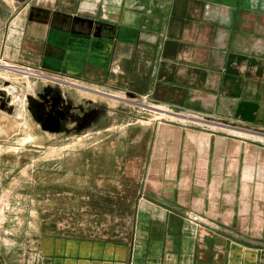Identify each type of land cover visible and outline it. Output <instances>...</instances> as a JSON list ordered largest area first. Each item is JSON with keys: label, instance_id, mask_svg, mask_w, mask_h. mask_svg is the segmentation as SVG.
Instances as JSON below:
<instances>
[{"label": "crops", "instance_id": "crops-1", "mask_svg": "<svg viewBox=\"0 0 264 264\" xmlns=\"http://www.w3.org/2000/svg\"><path fill=\"white\" fill-rule=\"evenodd\" d=\"M70 1L40 0L0 24V61L59 78L64 132L87 106L74 135L87 136V204L132 206L134 224L124 242L43 237L35 264H264V245L242 230L251 192L264 207V145L247 130L264 136V0ZM140 98L198 124H143ZM18 113L0 109L25 124ZM32 118L41 135H65ZM23 191L0 178L5 226L30 203Z\"/></svg>", "mask_w": 264, "mask_h": 264}, {"label": "rangeland", "instance_id": "rangeland-1", "mask_svg": "<svg viewBox=\"0 0 264 264\" xmlns=\"http://www.w3.org/2000/svg\"><path fill=\"white\" fill-rule=\"evenodd\" d=\"M38 2L40 0H0V24L9 25L18 21L19 17L15 18L17 13L23 11L25 7L37 8ZM70 3L74 4V0ZM76 3L78 0H75ZM6 64L8 63L0 61V65ZM27 67L43 72L45 75H30L26 78L23 75L24 70L13 72L7 71L4 66L0 67V109L10 110L15 114L23 111L26 120L25 124L20 125L17 119L13 122L5 116V118L0 116V152L9 151L0 157V178L4 180V185H9L11 182L17 187L22 185L23 193L27 195L26 199H30V203L29 200L27 201L28 205L20 207L15 213L10 227L3 223L4 215L10 207L0 211L1 260L9 261L13 258L17 263L26 260V264H35L40 259L39 249L43 237L54 235L114 242L129 240L134 224L132 206L116 205L114 201L110 203L115 204L107 203L106 207L105 205L92 207L87 204V136H74L87 130L84 119L87 116V106L81 103V114H83L81 124L75 125L76 128L72 127L67 132L60 131L59 134L65 135H41L40 128L31 123L30 119H33L35 110L29 109L31 107L29 99L42 100L40 93L43 94L46 88L58 90L59 84L56 81L58 78L52 79L48 75L49 72L41 68ZM43 77L48 78L46 80ZM27 81H30V86H27ZM69 95L78 101L74 92ZM11 98L17 100V105L7 109ZM138 103L140 113L136 117L143 124L160 121H171L183 126L198 124L195 122L196 117L174 109L168 110L175 113L174 116L177 118L174 119L155 115L149 108L154 104L147 98H140ZM68 106L72 109L70 103ZM33 122L36 124L34 119ZM247 130L253 133L250 135L253 140L262 142L264 145V136L256 139L257 137L253 136L258 132ZM107 168L110 167L107 166ZM255 180L259 184L264 183V174L256 175ZM130 193L124 192V195L130 197ZM110 194L116 198L117 192L111 191ZM251 194L260 200L259 192L255 191ZM263 195L264 193L260 192L262 198ZM259 200L256 201L257 205L245 209L246 212L248 210L252 212L253 222L240 225L243 224V231L250 228L253 235L257 236V239L252 240L253 242L264 245V207L258 204ZM257 216L260 220L255 219ZM53 226H55L54 230Z\"/></svg>", "mask_w": 264, "mask_h": 264}, {"label": "water", "instance_id": "water-1", "mask_svg": "<svg viewBox=\"0 0 264 264\" xmlns=\"http://www.w3.org/2000/svg\"><path fill=\"white\" fill-rule=\"evenodd\" d=\"M50 88H46L44 93L41 95L43 101L38 102L36 99H29L31 107L30 110H35L36 120L41 125L44 131L49 132H60L63 130L61 122L66 119V112L63 109H56L48 111L46 103H49L48 98Z\"/></svg>", "mask_w": 264, "mask_h": 264}, {"label": "bare ground", "instance_id": "bare-ground-1", "mask_svg": "<svg viewBox=\"0 0 264 264\" xmlns=\"http://www.w3.org/2000/svg\"><path fill=\"white\" fill-rule=\"evenodd\" d=\"M4 66V68L7 70V71H13V72H20V70H22V69H18V68H15V66H13V65H10V64H6V65H0V67H3ZM23 75L26 77V78H28L31 74H33V75H36L35 73H31V72H29V71H23ZM5 79H8V78H6V77H4ZM44 79H46L47 80V78L48 77H43ZM52 78V77H51ZM52 79H54V78H52ZM59 79V78H58ZM62 80V79H61ZM7 82H9V81H7ZM4 83V82H3ZM26 84H27V86H30V81H27L26 82ZM27 97V96H26ZM18 97H16V99H17ZM13 99V98H12ZM18 100V99H17ZM17 100L15 101L14 99H13V101H15V102H17ZM23 103V102H22ZM9 107V106H8ZM149 108H151L152 110H151V112H153L155 115L157 114V115H161V116H167V117H174V114L172 115V113L170 112V111H168V109L167 108H165L164 106H153V105H151ZM21 109V108H20ZM5 110V109H4ZM6 111V110H5ZM18 115L22 118V119H24V112L23 111H21V112H19L18 113ZM172 115V116H171ZM24 122H26V120L24 121ZM62 123V122H61Z\"/></svg>", "mask_w": 264, "mask_h": 264}, {"label": "flooded vegetation", "instance_id": "flooded-vegetation-1", "mask_svg": "<svg viewBox=\"0 0 264 264\" xmlns=\"http://www.w3.org/2000/svg\"><path fill=\"white\" fill-rule=\"evenodd\" d=\"M40 95H42V93H40ZM48 98L50 100L49 103H46L47 109L48 111H53L56 109H63L67 114H66V118L67 115H69V111H70V106L64 107L63 105H61V98H60V94L58 92V90H54L50 88L49 91V95ZM38 102H42V100L35 98Z\"/></svg>", "mask_w": 264, "mask_h": 264}, {"label": "built area", "instance_id": "built-area-1", "mask_svg": "<svg viewBox=\"0 0 264 264\" xmlns=\"http://www.w3.org/2000/svg\"><path fill=\"white\" fill-rule=\"evenodd\" d=\"M15 68H18V69H22V70H26V71H29L31 73H35L36 76H42V75H45L43 72H40V71H36L35 69H32V68H29L27 66H15ZM33 75V74H31ZM10 207V204H9V201L8 199H6V197L2 196L0 194V211L2 209H8ZM0 264H4V262L1 260L0 258Z\"/></svg>", "mask_w": 264, "mask_h": 264}]
</instances>
